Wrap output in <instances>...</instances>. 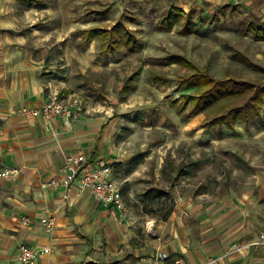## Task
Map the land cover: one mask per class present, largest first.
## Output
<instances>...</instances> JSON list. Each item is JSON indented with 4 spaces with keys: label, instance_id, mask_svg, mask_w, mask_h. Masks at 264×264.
<instances>
[{
    "label": "rangeland",
    "instance_id": "1",
    "mask_svg": "<svg viewBox=\"0 0 264 264\" xmlns=\"http://www.w3.org/2000/svg\"><path fill=\"white\" fill-rule=\"evenodd\" d=\"M184 1L42 0L38 12L14 0H0V4L12 13V27L29 28L28 21L41 12V26L53 22L55 39H70L73 51L65 58L61 51L66 41L55 45L57 59L64 58L58 60L59 64L67 63L65 68L59 66L65 73L61 76L66 85L62 91L75 93L73 101L84 103L96 115L106 113L118 118L121 142L132 153L126 168L143 169L138 177L150 186L147 191L169 193L172 209L180 199H214L219 202L224 223L218 229L235 222L248 223L252 232L258 233L264 230V109L261 117L247 125L238 121L234 129L205 126L206 111L192 114L184 104L182 94H194L195 88L180 86L179 80L195 67L213 78L236 76L264 84V40L247 30L250 21H260L243 6H235L230 12L217 7L213 12L216 19L210 20L211 6L204 3L201 10L189 8L194 24L188 31L182 32L181 24L171 30L158 27L159 19L172 4L189 11ZM118 20L141 42L137 51L121 46L114 53L102 54L96 38L82 40L84 27L110 28ZM171 55L181 56L193 67L186 66L182 58L170 59ZM153 75L165 78L166 83L153 80ZM144 190L141 184L136 191L144 198L133 203L136 213L146 200L155 206ZM238 246L236 243L231 248ZM99 252L76 251L82 258L98 257Z\"/></svg>",
    "mask_w": 264,
    "mask_h": 264
},
{
    "label": "crops",
    "instance_id": "2",
    "mask_svg": "<svg viewBox=\"0 0 264 264\" xmlns=\"http://www.w3.org/2000/svg\"><path fill=\"white\" fill-rule=\"evenodd\" d=\"M14 1L33 6L38 12L42 0ZM204 3L210 4L212 13L217 7L230 12L235 6H243L259 23L264 22V0L184 1L188 10H201ZM172 5L185 10L181 5ZM41 16L39 12L32 17L29 28H15L12 13L0 4V169H19L14 177L0 176V264H21L18 250L23 244L39 251L48 249L39 253L34 264H76L77 258L78 264L89 259L99 264H162L156 257L158 250L167 252L170 258L182 256L187 264H203L209 259L213 260L210 264H264V251L258 244L264 230L252 232L248 223L236 222L218 229L224 223L219 202L214 199H180L172 209L169 193L154 199L155 192L150 191L148 199L160 200V205L146 200L140 213L134 212L133 203L144 200L136 193L139 185L143 184L144 192L150 186L138 177L143 169L126 168L132 153L121 142L117 117L96 115L82 102L77 121L63 115L48 120L26 117L16 111L40 107L52 91L71 104L77 96L62 91L66 88L61 78L65 73L59 68L67 63L58 62L73 51L71 41L55 39V23L41 26ZM65 41L61 51L64 58L57 59L55 45ZM67 153L84 154L90 164L104 160L112 165V177L120 185L132 215L130 224L116 209L96 202L89 191L72 188L65 199L62 187L45 186L50 178L60 176ZM133 195L135 198L130 199ZM204 204L208 206L202 207ZM23 216L30 218L28 225L20 223ZM43 216L55 218L52 230L41 223ZM236 243L246 247L236 252L231 248ZM85 244L88 247L83 249ZM83 250L100 252L98 257L82 258L76 251Z\"/></svg>",
    "mask_w": 264,
    "mask_h": 264
},
{
    "label": "trees",
    "instance_id": "3",
    "mask_svg": "<svg viewBox=\"0 0 264 264\" xmlns=\"http://www.w3.org/2000/svg\"><path fill=\"white\" fill-rule=\"evenodd\" d=\"M197 16L199 14H196ZM193 11H185L182 8L171 5L168 7L165 14L159 19L158 27L171 30L173 27L181 24V31H188L194 24L192 17ZM216 13L210 16V20H215ZM199 20L202 17L198 16ZM247 30L250 31L256 39L264 40V22L247 24ZM84 40L96 38L99 42L100 51L102 54L114 53L121 46H125L127 50L134 52L141 46V42L135 39L133 33L118 20L110 28L104 25H92L84 28ZM175 56V57H174ZM179 61L182 58L179 55H171ZM183 59V58H182ZM184 60V59H183ZM249 65L256 64L244 58ZM173 62V61H172ZM186 66L193 67L187 60H184ZM259 68V67H257ZM261 69H264L261 67ZM132 76L131 78H133ZM153 80L165 82V78L156 77L153 75ZM179 85L186 87H194V94L184 93V104H188L192 114L200 111H206L207 121L205 126L224 125L226 128L234 129L235 124L241 121L244 125L249 124L253 119L262 116L264 109V84H257L247 79L225 76L224 78H213L207 72H203L193 67L192 73L184 75L179 80ZM125 85L122 89L126 91ZM187 102V103H186ZM208 111V112H207ZM150 194L146 191L144 195ZM153 198L167 197L168 193L159 191L152 195ZM155 205H160V200L154 201ZM169 204V202H168Z\"/></svg>",
    "mask_w": 264,
    "mask_h": 264
},
{
    "label": "built area",
    "instance_id": "4",
    "mask_svg": "<svg viewBox=\"0 0 264 264\" xmlns=\"http://www.w3.org/2000/svg\"><path fill=\"white\" fill-rule=\"evenodd\" d=\"M81 110L82 107L79 100L76 99L74 104L65 102L54 91L49 94L48 100L38 108L21 107L16 109L18 113L26 117H41L48 120L63 115L71 117L73 121L78 120ZM2 132L3 127L0 123V135ZM18 172L19 169L17 167L5 166L0 169V176L11 178L16 176ZM45 186L54 189L62 187L65 199H68V193L72 188H75L78 192L89 191L96 202L119 211L127 224L132 221V215L123 199L120 185L112 177V167L110 163L104 160H97L95 163L90 164L84 154L67 153L63 159L60 176L50 178L46 181ZM30 221L27 216H23L20 219L22 225H28ZM40 221L48 231L55 226V218L52 216H43ZM151 233L154 232L152 231ZM258 244L264 251V232L260 233ZM245 247L246 245H240L234 250L241 251ZM47 251V248L39 251L33 246L23 244L20 245L18 250V260L21 264H34L39 253ZM156 257L162 264H187V261L182 256L170 258L168 253L163 250H158ZM212 261V259H209L203 264H210Z\"/></svg>",
    "mask_w": 264,
    "mask_h": 264
},
{
    "label": "water",
    "instance_id": "5",
    "mask_svg": "<svg viewBox=\"0 0 264 264\" xmlns=\"http://www.w3.org/2000/svg\"><path fill=\"white\" fill-rule=\"evenodd\" d=\"M83 264H99V263L93 259H89V260L85 261Z\"/></svg>",
    "mask_w": 264,
    "mask_h": 264
}]
</instances>
